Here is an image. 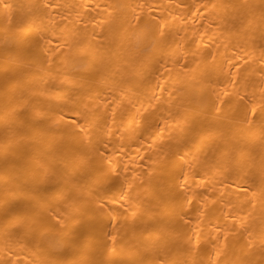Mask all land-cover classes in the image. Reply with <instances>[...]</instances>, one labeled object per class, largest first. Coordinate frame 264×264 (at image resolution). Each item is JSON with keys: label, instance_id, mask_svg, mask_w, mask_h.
<instances>
[{"label": "bare ground", "instance_id": "6f19581e", "mask_svg": "<svg viewBox=\"0 0 264 264\" xmlns=\"http://www.w3.org/2000/svg\"><path fill=\"white\" fill-rule=\"evenodd\" d=\"M0 264H264V0H0Z\"/></svg>", "mask_w": 264, "mask_h": 264}]
</instances>
